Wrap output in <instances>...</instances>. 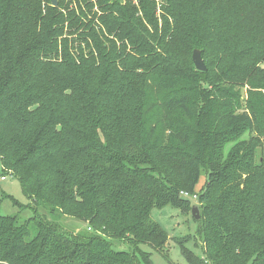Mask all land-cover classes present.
<instances>
[{
	"label": "trees",
	"instance_id": "16d2710c",
	"mask_svg": "<svg viewBox=\"0 0 264 264\" xmlns=\"http://www.w3.org/2000/svg\"><path fill=\"white\" fill-rule=\"evenodd\" d=\"M57 1L0 0V162L49 209H0V264H151L113 240L163 249L193 195L189 264H264V0Z\"/></svg>",
	"mask_w": 264,
	"mask_h": 264
},
{
	"label": "rangeland",
	"instance_id": "374dc122",
	"mask_svg": "<svg viewBox=\"0 0 264 264\" xmlns=\"http://www.w3.org/2000/svg\"><path fill=\"white\" fill-rule=\"evenodd\" d=\"M114 1V0H112ZM125 3L129 0H120ZM137 3L138 0H130ZM264 66V64H263ZM245 137H248L246 135ZM229 148V146L227 147ZM4 176V178H2ZM207 175L203 172L198 191L204 186ZM8 195V196H6ZM192 207L197 205L201 215L202 204L199 202L198 195L188 196ZM0 209L2 214L19 216L28 219L35 213H49V209L43 205L35 204L30 201L22 190L20 180L17 176L4 170L0 162ZM154 218L161 223L169 235L167 245L163 249H155L148 244H140L139 249L135 250L126 239L113 240L117 249L129 250L140 256V251L151 253V264H189L183 255L180 240L186 238L184 245L193 250L196 254L204 256V234L200 219H196L192 214V208L182 211L172 205H167L161 209L153 210ZM71 232H93L87 222L76 219L69 215H60L59 220ZM183 241V240H182Z\"/></svg>",
	"mask_w": 264,
	"mask_h": 264
},
{
	"label": "water",
	"instance_id": "95a60500",
	"mask_svg": "<svg viewBox=\"0 0 264 264\" xmlns=\"http://www.w3.org/2000/svg\"><path fill=\"white\" fill-rule=\"evenodd\" d=\"M58 1L57 0H53V5H57ZM193 61L196 65V68L199 70H206V64L204 62L203 56H202V50L196 48L193 51ZM192 214L196 219L200 218V213H199V208L197 205H193L192 207Z\"/></svg>",
	"mask_w": 264,
	"mask_h": 264
},
{
	"label": "built area",
	"instance_id": "2783aa9c",
	"mask_svg": "<svg viewBox=\"0 0 264 264\" xmlns=\"http://www.w3.org/2000/svg\"><path fill=\"white\" fill-rule=\"evenodd\" d=\"M2 178H4V177H2ZM183 194L186 195V196L188 195L187 193H183Z\"/></svg>",
	"mask_w": 264,
	"mask_h": 264
}]
</instances>
